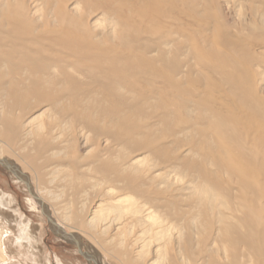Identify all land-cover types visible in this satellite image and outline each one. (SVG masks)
I'll list each match as a JSON object with an SVG mask.
<instances>
[{
	"label": "rangeland",
	"instance_id": "1",
	"mask_svg": "<svg viewBox=\"0 0 264 264\" xmlns=\"http://www.w3.org/2000/svg\"><path fill=\"white\" fill-rule=\"evenodd\" d=\"M7 4L18 8L31 28L41 30L34 33L37 40L42 37L40 41L51 43L55 51L62 50L60 56L78 59L70 49L66 51L58 44L63 32L76 36L74 47L78 43L83 54H112L113 61L89 59L83 61L80 72L74 68L70 72L74 78L90 84L87 68H97V85H90L85 98L102 109L122 105L125 117L139 129L134 149L140 140L156 145L161 152L156 157L147 151H133L128 157L130 172L138 176L145 189L150 193L154 190L166 193L158 201L151 198L155 202L151 208L155 221L167 218L169 224L168 220H176L182 234L188 227L203 226L217 219L226 224H246L243 217L251 213L252 194L241 189L238 174L233 171L239 170V165L244 167L248 187L264 181V0H7ZM64 11L74 20L75 30L61 24L59 17ZM110 84L117 89H108ZM22 100H26V108L18 109L17 113L24 121L35 118L32 127L40 122L56 124L55 127L61 128L53 136H59L58 142H64L65 147L73 148L72 158L70 152L53 159L67 163L75 157L81 165L77 171L56 167L60 172L49 177L54 180L50 185L40 183L31 170L25 172L32 189L42 194L55 223L57 218L63 221L66 217L65 224L59 226L67 233L75 231L74 235L82 238L81 243L99 259V264H123L115 236L120 223L128 217L127 223L138 226L133 230L129 227L132 234L143 240L161 236L171 243L165 253L172 248V252L176 251L178 239L172 238L177 237L175 232L165 230V236L159 233L154 236L157 230L152 227L153 218L147 219V212L137 217L125 212L133 203L140 206L141 201L127 191L113 190L112 184L106 182L111 175L98 169L107 161L103 151L107 148L105 141L83 147L81 138H71L68 126H61L59 119L52 120L57 114L46 104L39 106L33 97ZM141 133L144 138H140ZM2 147L0 144V151H5L3 157L26 166L17 160L16 152L6 153ZM109 150L112 161L120 163L115 154L120 156L123 151L113 146ZM68 175L79 178L74 189L69 185ZM46 189L50 195L45 193ZM0 193L6 204L0 206L2 219L15 234L20 220L15 217L16 210L22 221L29 223L33 238L30 247L26 243L20 247L15 244V237L9 236L5 240L6 264H47V261L56 264V260L61 264H89L72 242L58 238L50 230L40 207L30 202L25 186L1 166ZM126 196L132 200L122 205L111 201ZM259 201L252 206L257 209L252 210L251 226L263 224L256 222L264 217V199ZM97 211L91 227L89 219ZM117 211L124 216L123 220L111 224L119 215ZM243 230L246 233V228ZM81 251L86 253L84 249ZM156 256L150 255V259Z\"/></svg>",
	"mask_w": 264,
	"mask_h": 264
},
{
	"label": "bare ground",
	"instance_id": "2",
	"mask_svg": "<svg viewBox=\"0 0 264 264\" xmlns=\"http://www.w3.org/2000/svg\"><path fill=\"white\" fill-rule=\"evenodd\" d=\"M18 1L19 0H17V2ZM65 12L66 11H64V13H60L61 16L59 17V20L61 24H63V26L67 29L72 27V29L75 30L72 25L74 20H71L68 17V13ZM17 14H20L21 17L19 16L18 18ZM41 17L42 16H40V18ZM23 22L26 25H24ZM22 24L24 26H22ZM39 31L41 30L33 29V27L31 28L30 24L26 22L24 18H22V14L18 8H11V6L7 4V0L2 2L0 5V144L3 146L2 150H4L3 148L5 147L6 153L16 152L18 154L17 160L23 161L26 166L21 167L11 159L3 157L2 154L5 151H0V160H6L12 168L18 169L22 174H25L26 171L31 170L39 182L45 185H50L54 182V180H51L49 177L60 172L57 171L58 168L56 170V167H61V169L67 167L76 171L81 169V165L78 161H76L75 157V160L71 159L67 163L61 162L59 160L55 161L53 159L66 153L69 154L70 152V158L73 157V148L65 147L63 145L64 142H58L59 136H53L58 128L60 129L61 127H55L56 124L50 126L49 124L46 125L41 122L37 126L32 127V122L35 120V118L26 122V120L24 121L23 117L18 115L17 110L20 109L23 111L27 105L26 100H22L23 97H33L39 106L46 104L50 110L54 111V113L58 116L54 115L51 117L52 120L59 119L58 121H61V126H68L69 128L66 130H68L70 135L71 129V138L73 140L81 138L83 140V147L89 145L94 146L99 141H105L104 143L107 148L103 151L107 161L102 162L98 169L100 171L103 170L102 172L111 175L110 178L106 180V182L112 184L113 190L115 189L116 192L127 191L131 197L138 198L137 201H141L140 206H137L133 203L125 209V212L128 214L130 213L128 216L133 215L134 217L136 215L137 217L143 212H147L146 217L147 219L151 220L155 216L154 212H151V208H153L152 205L155 203L151 201V198L155 197L157 198L155 201H158L159 197L161 198L165 196L166 193L163 194L164 192L162 190H154L152 193H150L147 188L145 189L138 176L136 177L130 172L128 157L133 151H147L151 156L156 157L160 156L161 152L156 145L147 144V142L140 140V143H138L140 145L137 144L136 149H134V142L136 140L134 138L137 135L135 133H138L139 129L137 125L132 124L128 117H125V114L121 109L122 105L118 104V106L114 107L113 109H102L99 105L91 104L88 98H85L87 96V91L91 88L90 85H97V68H87L89 71L86 73V75L88 76L87 78H90L91 80L90 84L79 81L78 79L74 78V73L70 72L72 71V68H74L75 71L80 72L83 61L89 59H104V61H113L114 57L111 53H106L105 55H96L91 53L83 54L80 52L81 50H79L80 47L78 43H76L77 48L74 47L76 36H70L68 35V32H63L64 36L61 35L63 37L61 39L59 38V40H62V42H59L58 40L57 42L66 51L70 49L71 53L77 55L76 57L78 59L72 61L66 56H60L63 55L62 53L64 52L60 49L55 51V48L51 45V43H44L43 41H40L42 37H40V40L39 38L37 40L36 37L38 35L35 37V34ZM61 31H65V29H61ZM68 39L71 40L68 41ZM73 41L74 43H71ZM87 47H89V45H87ZM90 48L92 47L90 46ZM108 87V89L111 90L117 89L114 84H110ZM19 95L22 96L19 97ZM148 133L149 131L146 130V134ZM140 138H144L142 133ZM112 146L123 151L120 156L114 153L115 156L121 160L120 163H114L112 161L113 155L109 150V148ZM131 147H133V149L129 150ZM136 162H138V160H136ZM237 165L238 163L236 166ZM239 166L240 169L238 170L237 167ZM239 166L236 167L237 171L234 170L233 172L234 174L235 172L238 174V176L236 174L238 177L237 179L242 184L240 185L242 188H240L243 189L244 192L247 191L252 194L251 198H249L251 205H249L251 209L255 211L257 206L254 208L252 207L253 204H258L260 203V199H264V181H262L260 184L256 183L253 186L249 185L248 187V178L245 174L246 172L243 169L244 167L242 168V165ZM20 168L22 170H20ZM66 178L69 180L70 187L74 189L79 178H74L72 175H68ZM45 180L47 181L46 183H44ZM33 191L36 196L42 202H44V198L42 197L40 191H36L34 189ZM116 192H114V194ZM45 193L48 195L49 191L46 189ZM111 194L112 193H110L109 196L112 197L113 195ZM241 196H239L238 199ZM131 197H118L113 198L111 201L113 203L122 205V203L130 200ZM4 201L5 197L0 193V206L3 207L6 205H4ZM30 202H33L34 205H37L32 196H30ZM159 206V208H161V205ZM252 210L251 213H247L243 217V219H245L244 222L247 225L243 222H240L241 225L243 224L242 226L232 223L226 224L220 219H217L216 222L212 223L209 220V223H202L203 226H201V224L198 225L195 223L197 226L192 227L194 229L191 227V229H189L188 227L184 234H182V230L177 228L178 225H181H177L176 220H168V224L165 221L167 218H165V220L162 218L166 217L165 215L161 217L162 219H157L158 221H155L153 218L154 221L152 222V227H155L157 230L156 234H153L154 236L157 235V233H159V236L160 234L164 235L163 233L165 230L167 232L172 230V233H176L177 237L173 236L172 238H176V240L178 239L177 242L173 240V242L175 241L177 244V249L176 251L174 250V252H172L173 248L172 250L169 248V251L171 250L170 252H172H168L169 254L165 253V248L171 243L167 241L165 242V239L161 236V238L159 237L160 239H157L156 237L153 238L151 235L152 237L149 239L143 240L141 239L140 235L132 234V231H129V227H131L133 230L138 226H136V223H130V221L127 223L126 221L129 219V217L128 219L126 218L127 220H123L124 216L121 217L122 215H120L118 211L117 212L119 215L111 220V224L118 221L122 222V220L124 221L120 223V227L116 230L117 235L115 236V238H118L116 245L121 248L119 256L123 261V264H264V217L263 220L256 221L257 223H261L263 221V224L258 223L253 224L254 227L251 226V222L253 221ZM99 211L94 212L93 217L89 219V223L91 222V227H94L92 224L96 222ZM232 211L235 212L236 209ZM13 212L16 214H14L15 217L17 216L18 218L17 220L20 219L16 223L15 234L8 226L7 221L2 219L0 216V264H6L8 262L5 240H9V236L13 235L15 237V244L20 247H22L24 243H26L28 247H30L32 244L31 242L33 238L30 233L31 227L29 226V223H24V221L21 219L20 213L18 214L16 210ZM174 214L173 216L177 215ZM204 215L206 214L204 213ZM262 215L264 216V212H262ZM170 217L171 216L168 218ZM191 217H193V215H191ZM193 218H191V220ZM64 220H66V217ZM64 220L62 221L61 219L57 218L56 224L64 225ZM191 220L189 219V222ZM249 227L251 228V231H249ZM245 228L246 233H242L241 230ZM247 228L249 229L247 230ZM167 232L165 234H169ZM71 233L77 234L75 231H72ZM139 234L144 235L145 232H140ZM74 236L77 240L80 239L77 237V235ZM81 240L82 238L80 239V248L86 250L85 254L88 257L90 264H99V259L93 256V254L87 250L85 243L83 241V243H81ZM82 244H84V246ZM162 250H164V253H162ZM153 254H157V256L154 258V260H151L152 258L150 259V255ZM47 264H50V262L47 261ZM56 264L61 263L60 261L56 260ZM120 264H122V262Z\"/></svg>",
	"mask_w": 264,
	"mask_h": 264
},
{
	"label": "water",
	"instance_id": "3",
	"mask_svg": "<svg viewBox=\"0 0 264 264\" xmlns=\"http://www.w3.org/2000/svg\"><path fill=\"white\" fill-rule=\"evenodd\" d=\"M0 166L8 171L16 180H18L19 182L23 183L26 187V191L27 193L32 196V198L34 199V201L37 203V205L40 207V211L41 213L45 216L46 221L48 223V226L50 228V230L60 239L66 241V242H72L74 244V246L76 247L78 253L86 259V261L90 264L88 257L86 256V254L81 251L80 248V239L77 240L74 236V234L71 233H67L64 231L63 228H61L59 225H57L54 220L51 218L50 216V211L48 209V206L42 202L34 193L31 184L28 180V177L25 174H22L18 169H14L10 166V164L2 159L0 160Z\"/></svg>",
	"mask_w": 264,
	"mask_h": 264
}]
</instances>
